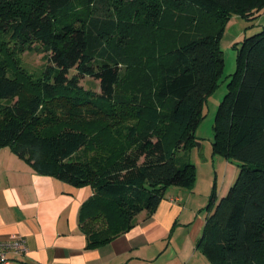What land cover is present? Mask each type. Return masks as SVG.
<instances>
[{
    "label": "trees",
    "instance_id": "1",
    "mask_svg": "<svg viewBox=\"0 0 264 264\" xmlns=\"http://www.w3.org/2000/svg\"><path fill=\"white\" fill-rule=\"evenodd\" d=\"M116 1L0 0V148L10 146L37 174L92 187L78 217L87 248L128 231L139 214H152L169 186H193L188 149L195 143L201 108L222 74L221 22L264 11V0H135L174 11L167 20L172 32L186 26L192 31L185 39L172 33L157 53L143 54V85L150 81L153 98L169 102L170 111L143 103L140 128L125 127L124 143L104 145L83 166L74 159L88 146L89 135L78 126L79 113L68 121V112L54 102L63 95L71 101L83 97L84 77L98 83L93 94L98 103L114 101L126 65V47H113L107 39L117 27L107 12ZM80 3L90 16L64 21ZM7 43L18 48L37 43L45 53L42 74L29 82L10 74L1 54ZM236 64L215 114L212 148L235 162L238 173L214 207L211 193L195 246L209 264H264V30L244 38Z\"/></svg>",
    "mask_w": 264,
    "mask_h": 264
},
{
    "label": "crops",
    "instance_id": "2",
    "mask_svg": "<svg viewBox=\"0 0 264 264\" xmlns=\"http://www.w3.org/2000/svg\"><path fill=\"white\" fill-rule=\"evenodd\" d=\"M235 172L222 178L219 189L198 190L196 181L191 188L169 186L152 214H139L128 231L87 248L78 217L92 187L37 174L10 146H2L0 241L25 239V254L11 255L9 264H209L195 245L209 215L211 193L214 207Z\"/></svg>",
    "mask_w": 264,
    "mask_h": 264
},
{
    "label": "rangeland",
    "instance_id": "3",
    "mask_svg": "<svg viewBox=\"0 0 264 264\" xmlns=\"http://www.w3.org/2000/svg\"><path fill=\"white\" fill-rule=\"evenodd\" d=\"M113 3L114 5H109L107 12L115 18L117 27L107 39L113 47H126L123 51L126 65L121 66L125 76L116 89L114 101L108 105L98 103L93 97V94L99 91L98 83L89 77H84L79 81V86L85 92L83 97L78 101H71L65 99L63 95L54 102L57 110L68 112L66 117L68 121L76 119L75 113H79L78 126L89 135L88 146L74 159L83 166L100 155L104 145L124 143L128 133L125 127L140 128L141 119L137 113L138 109L143 107V103H154L164 113H169L170 103L158 102L150 93L151 82L147 81L146 86L143 85V54L157 53L163 45L162 40H171L172 38L168 36H172V33L174 36L182 35L183 39L192 36V31L190 28L187 29V26L171 31L172 28L167 20L172 18L174 11L169 13L163 8L159 10L153 4L143 5L135 0H117ZM88 16L90 10L80 3L64 17V21L75 23L77 17L85 19ZM158 16H161V22H158L156 29ZM221 23L219 48L224 60L222 74L218 86L207 97L201 108L200 121L194 134L195 143L188 149V160L195 166V181L198 190L202 191L211 187L219 189L222 178L231 171L234 173L238 170L235 162L213 152L214 119L217 108L228 91L227 84L236 72L237 50L241 48L245 37L264 30V11L247 17L233 15ZM1 54L8 72L17 74L28 82L38 78L46 66L45 53L37 43L21 48L13 43H7L2 46ZM73 73L74 71L70 72L71 75ZM27 89L30 91V86ZM25 97L26 95L22 94L19 98L22 100ZM85 110H93L95 114L82 115L81 112ZM57 112L62 116L61 111ZM65 122L66 120L60 123Z\"/></svg>",
    "mask_w": 264,
    "mask_h": 264
},
{
    "label": "built area",
    "instance_id": "4",
    "mask_svg": "<svg viewBox=\"0 0 264 264\" xmlns=\"http://www.w3.org/2000/svg\"><path fill=\"white\" fill-rule=\"evenodd\" d=\"M26 252L25 239L13 237L7 241H0V264H9L11 255L22 256Z\"/></svg>",
    "mask_w": 264,
    "mask_h": 264
}]
</instances>
